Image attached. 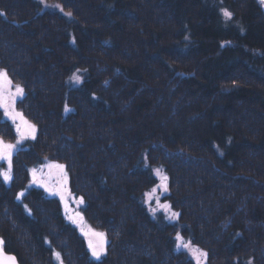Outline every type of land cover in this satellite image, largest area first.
Here are the masks:
<instances>
[{"label": "trees", "instance_id": "obj_1", "mask_svg": "<svg viewBox=\"0 0 264 264\" xmlns=\"http://www.w3.org/2000/svg\"><path fill=\"white\" fill-rule=\"evenodd\" d=\"M0 13V69L35 126L14 184L42 157L63 162L80 215L106 235L97 259L57 201L28 189L65 264H264L257 0H0ZM12 129L0 110V136ZM155 185L167 207L154 214Z\"/></svg>", "mask_w": 264, "mask_h": 264}, {"label": "rangeland", "instance_id": "obj_2", "mask_svg": "<svg viewBox=\"0 0 264 264\" xmlns=\"http://www.w3.org/2000/svg\"><path fill=\"white\" fill-rule=\"evenodd\" d=\"M257 1H259L260 6L262 7L260 0ZM15 93L16 86L12 81L11 85L7 83L0 84V96L3 97V104L7 106V111L9 113L4 117H7V119L12 122L13 126L11 139H6L5 137L3 138L0 136V141L15 146L11 150L10 162L9 159L0 158V172H8L11 177V179L6 182L3 179V176H0V224L2 226L0 240L3 241L2 252L7 250L9 255L21 260L20 264H46L48 261L50 264L65 263L62 254L53 249L52 245L48 242L45 244V241L38 242V236L41 235L40 238L43 237V239L47 236L46 234L41 233L43 230H48V232L49 230L53 231L50 226V224L53 223V218H46L45 215L39 214V212L36 211L37 209L30 207V205L24 201L25 198H21V196L32 188L42 189L47 194V197L57 201L64 220L74 225L76 229L86 237L88 247L89 242H91L98 251L102 250L106 241V235L93 228L85 218L80 221L81 209L79 208V204L81 203L78 202V198L72 193L73 191L70 184H68L70 176L67 167L63 162L49 156L42 157L38 166L29 170L27 180H20L17 186L14 184L12 179L13 164H15L13 154L18 148L23 147L27 140H31L35 133H32L27 126L34 124L29 119H25L16 108L13 109V102L17 97ZM0 110H4L5 112V107L0 106ZM25 121L27 124H25ZM17 127L20 128L19 133L17 132ZM56 165H63L64 167L61 169L56 167ZM33 170H35V179L33 177ZM11 185L13 186L11 189L12 192L7 194L6 190L10 188ZM153 189H156L154 193L152 191ZM150 193H152L153 198L148 200L146 197V200L148 207L151 211L154 209L152 213L155 214L158 210L165 208L166 204L160 198L162 189L159 185H155ZM62 196L63 199H61ZM2 198L4 201H2ZM23 203L25 207L23 206ZM35 211L37 216L34 214ZM167 215L172 217L169 209L166 213V217ZM25 217L28 220H26ZM168 219L172 218L168 217ZM27 228L30 232V236L26 231ZM25 231L27 233L26 239H24L26 236L23 234ZM31 232L33 235H31ZM98 233H103V237L97 235ZM55 253L60 254L59 258L56 257ZM3 256L4 255L0 256V258ZM198 257H200V255ZM42 258H47L48 261L45 262ZM39 260H42V262Z\"/></svg>", "mask_w": 264, "mask_h": 264}, {"label": "snow or ice", "instance_id": "obj_3", "mask_svg": "<svg viewBox=\"0 0 264 264\" xmlns=\"http://www.w3.org/2000/svg\"><path fill=\"white\" fill-rule=\"evenodd\" d=\"M0 14H3V13H0ZM68 15H70V13ZM224 15L226 17H228V18H231V13L228 12L227 10H224ZM74 79L77 82H79L80 77L79 76H74ZM3 83H7V84L11 85V81L8 79L7 73L5 71H3V70H0V84H3ZM15 95H17V96H22L23 95V88L20 87L19 85L16 86ZM0 106H4L5 107L6 115L9 114L8 111H7V106L3 104V97L2 96H0ZM67 110H69V109H67V107H66V111ZM13 119H14V117H13ZM25 124H27L26 121H25ZM27 126L31 130L32 133L35 132V126L34 125H27ZM17 132L18 133L20 132V128L19 127H17ZM14 147L15 146L12 145V144H5V143H3V141H0V158L9 159V162H10L11 150ZM56 167H59V168L62 169L64 166L63 165H56ZM0 176H3V179L6 182L11 179V177H10L8 172H0ZM33 177L35 179V170H33ZM164 180L166 181L167 177H164ZM162 187H163L164 191H167L166 183L164 185H162ZM152 191L154 193L156 191V189H153ZM146 197H147L148 200L152 199L153 198L152 193L146 194ZM18 198H19V196H18ZM61 199H63V196L61 197ZM80 203H83V200H81ZM165 207H167V205H165ZM152 211H154V209ZM177 215H178V213H173L172 217L175 218ZM97 235L103 237V233H98ZM176 239H177V242H178L177 247H185V248L189 247V244H184L182 242L183 238L179 234H177ZM2 245H3V241L0 240V256L3 255ZM89 248L92 250V255L94 257H96L97 259H99L100 256H101V251L102 250L98 251L97 248L95 246H93V244L91 242H89ZM55 255H56L57 258H59V256H60L59 253H55ZM201 255L206 256V253H201ZM7 259L9 261H11L12 264H15V257H8Z\"/></svg>", "mask_w": 264, "mask_h": 264}, {"label": "bare ground", "instance_id": "obj_4", "mask_svg": "<svg viewBox=\"0 0 264 264\" xmlns=\"http://www.w3.org/2000/svg\"><path fill=\"white\" fill-rule=\"evenodd\" d=\"M259 2V1H258ZM263 12V11H262ZM264 14V13H263ZM53 205H51V207L55 206V202L51 203ZM30 207L34 208V209H37L39 214L41 215H45V217H52L51 214L45 209L43 208L42 206H40L39 204H37V206H33V205H30ZM49 215V216H48ZM30 222V221H29ZM9 250V249H8ZM3 257L0 258V264H12L11 261H9L7 258L8 257H14L12 255H9L8 254V251L5 250L3 251ZM21 263V260L18 258H15V264H20Z\"/></svg>", "mask_w": 264, "mask_h": 264}, {"label": "water", "instance_id": "obj_5", "mask_svg": "<svg viewBox=\"0 0 264 264\" xmlns=\"http://www.w3.org/2000/svg\"><path fill=\"white\" fill-rule=\"evenodd\" d=\"M260 2L262 3V7H261V9H262V11H263V13H264V0H260Z\"/></svg>", "mask_w": 264, "mask_h": 264}, {"label": "flooded vegetation", "instance_id": "obj_6", "mask_svg": "<svg viewBox=\"0 0 264 264\" xmlns=\"http://www.w3.org/2000/svg\"><path fill=\"white\" fill-rule=\"evenodd\" d=\"M23 196H21V198H22ZM1 201V200H0ZM2 201H4V199L2 198ZM2 230V226H1V224H0V231ZM43 241H44V239H43Z\"/></svg>", "mask_w": 264, "mask_h": 264}]
</instances>
